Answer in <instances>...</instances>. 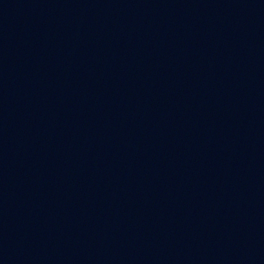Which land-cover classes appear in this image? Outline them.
I'll return each mask as SVG.
<instances>
[{
    "label": "water",
    "instance_id": "95a60500",
    "mask_svg": "<svg viewBox=\"0 0 264 264\" xmlns=\"http://www.w3.org/2000/svg\"><path fill=\"white\" fill-rule=\"evenodd\" d=\"M0 264H264V0H0Z\"/></svg>",
    "mask_w": 264,
    "mask_h": 264
}]
</instances>
